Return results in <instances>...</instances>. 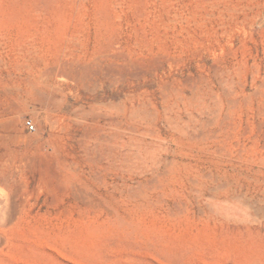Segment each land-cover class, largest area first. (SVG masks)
Masks as SVG:
<instances>
[{"label":"rangeland","instance_id":"374dc122","mask_svg":"<svg viewBox=\"0 0 264 264\" xmlns=\"http://www.w3.org/2000/svg\"><path fill=\"white\" fill-rule=\"evenodd\" d=\"M0 264H264V0H0Z\"/></svg>","mask_w":264,"mask_h":264},{"label":"built area","instance_id":"2783aa9c","mask_svg":"<svg viewBox=\"0 0 264 264\" xmlns=\"http://www.w3.org/2000/svg\"><path fill=\"white\" fill-rule=\"evenodd\" d=\"M25 128L28 132H33L35 129H34V124L32 123L31 120H27L25 121Z\"/></svg>","mask_w":264,"mask_h":264}]
</instances>
